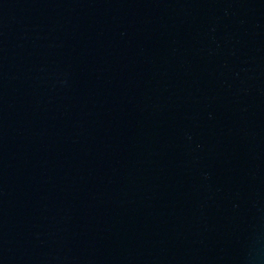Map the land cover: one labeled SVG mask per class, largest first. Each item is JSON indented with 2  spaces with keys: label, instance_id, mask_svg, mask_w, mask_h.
I'll use <instances>...</instances> for the list:
<instances>
[{
  "label": "water",
  "instance_id": "obj_1",
  "mask_svg": "<svg viewBox=\"0 0 264 264\" xmlns=\"http://www.w3.org/2000/svg\"><path fill=\"white\" fill-rule=\"evenodd\" d=\"M0 264H264V0H0Z\"/></svg>",
  "mask_w": 264,
  "mask_h": 264
}]
</instances>
